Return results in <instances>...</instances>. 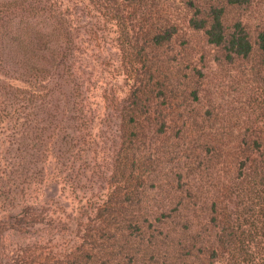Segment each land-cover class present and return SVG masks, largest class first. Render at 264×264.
I'll return each mask as SVG.
<instances>
[{"label": "trees", "instance_id": "trees-1", "mask_svg": "<svg viewBox=\"0 0 264 264\" xmlns=\"http://www.w3.org/2000/svg\"><path fill=\"white\" fill-rule=\"evenodd\" d=\"M213 1L189 23L225 61L256 52L264 68V24L252 41L239 21L223 25L225 5L249 0ZM61 7L0 0V54L9 58L0 56V264H264V138L214 146L208 118L195 120L187 107L198 101L197 78L145 54L117 99L105 186L80 192L75 217L43 209L53 204L38 195L47 183L85 188L75 185L84 174L73 162L91 138L83 84L95 77L72 57L77 34ZM138 39L149 51L159 43L154 35L146 44L145 31Z\"/></svg>", "mask_w": 264, "mask_h": 264}, {"label": "rangeland", "instance_id": "rangeland-1", "mask_svg": "<svg viewBox=\"0 0 264 264\" xmlns=\"http://www.w3.org/2000/svg\"><path fill=\"white\" fill-rule=\"evenodd\" d=\"M62 7L67 8V19L73 32H76L78 50L73 51V58L80 67L90 71L89 83L84 85L83 96L89 109L87 118H91L90 128L85 132L80 153L82 160L74 159L83 167L84 176L75 183L84 189L71 190L59 183H47L38 193L49 199L52 205H42L43 209H51L54 213L72 215L78 212L80 192L96 191L105 186L108 156L116 145V121L114 116L118 106L117 99L122 97L130 83L129 77L141 72L139 67L142 54L145 60H159L165 67H171L181 77L189 73L197 78L198 101L189 103L187 107L195 120L199 116L208 118L209 138L214 146L222 138L224 148L239 138H264V68L259 65L256 52L247 58L225 61L222 50L207 44L202 29L194 28L189 20L202 19L213 0H61ZM122 6L115 11L116 5ZM263 0H249L241 6H224L223 25L230 31L233 24L239 21L241 26L254 40L256 31L264 24ZM145 31V43L150 36H159V43L150 51L141 45L138 38ZM152 34V35H151ZM167 34V37H166ZM145 44V46H146ZM2 61L9 60L5 52L0 54ZM139 61L138 64L136 62ZM9 62V61H8ZM139 70L132 71L131 63ZM136 68V67H135ZM2 65L0 62V77ZM8 74L9 70L5 68ZM200 72V75L196 73ZM79 76V73H78ZM200 76V77H199ZM79 81H82L79 76ZM98 78L100 81L96 82ZM43 81L35 84L41 93ZM70 88L63 86L64 90ZM207 111V113H205ZM174 130L169 134L173 135ZM166 140V138H161ZM178 138L167 141L176 142ZM219 146V144H218ZM227 152V151H226ZM225 151L221 152V156ZM226 157L227 154H224ZM76 157V155L74 156ZM213 167V169H212ZM212 186L218 187V166H212ZM235 170V169H234ZM236 171V170H235ZM225 173L223 171V181ZM219 174V173H218ZM226 175V176H227ZM226 178V177H225ZM74 186V184L72 185ZM88 188V189H87ZM37 195V197H38ZM57 216V215H55ZM77 217V216H76ZM66 223V222H65ZM66 225H57L62 236ZM67 239V236L64 235ZM17 239L13 237L12 242Z\"/></svg>", "mask_w": 264, "mask_h": 264}]
</instances>
